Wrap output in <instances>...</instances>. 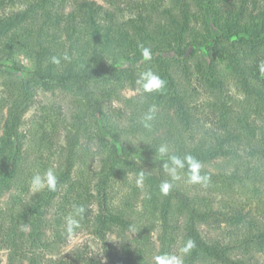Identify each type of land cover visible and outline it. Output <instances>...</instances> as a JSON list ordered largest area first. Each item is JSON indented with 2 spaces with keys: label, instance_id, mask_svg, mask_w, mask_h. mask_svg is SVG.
Listing matches in <instances>:
<instances>
[{
  "label": "trees",
  "instance_id": "16d2710c",
  "mask_svg": "<svg viewBox=\"0 0 264 264\" xmlns=\"http://www.w3.org/2000/svg\"><path fill=\"white\" fill-rule=\"evenodd\" d=\"M15 53L32 66L9 67ZM261 65L264 0H0V199L9 196L0 204V232L8 236V264H51L30 248L48 246L52 228L57 240L65 237L74 206L85 208L76 231L103 235L137 231V205L143 226L151 224L139 233L155 219L161 228L156 256L191 239L187 264H260ZM149 69L166 81L162 92L137 85ZM40 94L57 98L26 126ZM161 145L199 160L209 185L184 176L162 195ZM49 168L56 190L33 194L32 176ZM125 251L126 263L140 264L147 250L128 244Z\"/></svg>",
  "mask_w": 264,
  "mask_h": 264
},
{
  "label": "rangeland",
  "instance_id": "374dc122",
  "mask_svg": "<svg viewBox=\"0 0 264 264\" xmlns=\"http://www.w3.org/2000/svg\"><path fill=\"white\" fill-rule=\"evenodd\" d=\"M13 61L9 62V67L17 65L20 63L26 69L32 66L31 60L25 53H15L13 55ZM120 66H128L131 63L121 62ZM130 92H128V95ZM57 98V96L40 94L37 97V102L34 107L30 109L25 117L26 126L31 125L32 121L37 119L40 115L41 105L48 104L52 99ZM30 127V126H29ZM9 201L8 194L4 195L0 199V204H6ZM142 206L137 205L135 209L137 216V225L141 223V227L133 233L124 232H105L103 235L96 233L93 228L80 229L76 231L72 239H68L67 236L63 237L61 240H57L54 235L53 228L48 230L46 241L48 246H43L38 244L37 246H32L33 251L36 252L38 260L41 263H51V264H128V254L125 251V245H132L133 252L140 253L146 249L144 260L137 258L140 264H154V257L158 251L159 247V235L161 233V228L158 223L152 229L147 231L145 235L139 233V230H144L143 227H149L150 223L143 226L146 223V218L142 215ZM8 223V222H7ZM146 228V229H147ZM134 238H137L142 245L138 250L139 242L134 244ZM8 236L6 233L0 232V264H8V254L11 248H9ZM144 243V244H143ZM147 247V248H145ZM134 254V253H133ZM144 254V253H143ZM170 254L182 255L180 249L176 246L175 250H171ZM134 257L133 255H130ZM255 257L260 262L264 264V253H256ZM146 261V262H144ZM148 262V263H147ZM183 264H187L183 259Z\"/></svg>",
  "mask_w": 264,
  "mask_h": 264
},
{
  "label": "clouds",
  "instance_id": "9594fccd",
  "mask_svg": "<svg viewBox=\"0 0 264 264\" xmlns=\"http://www.w3.org/2000/svg\"><path fill=\"white\" fill-rule=\"evenodd\" d=\"M141 55L144 61L151 60V50L149 48L141 46ZM63 59L69 60L70 57L64 54ZM52 62L54 64L60 63V58L53 57ZM261 71H264V65H261ZM144 93L152 94L156 92H162L166 87V81L162 79L157 73L151 69L143 71L139 74L136 81ZM156 109L155 106L149 109V114L146 115L145 120L150 121L153 119V115ZM145 126H148L147 124ZM158 152L162 158V170L168 177L160 184V192L162 195H168L173 188L174 183L180 181L186 176V182L188 184H199L202 187H207L210 183V177L206 174H201V162L191 155H185L181 158L179 155L170 153L167 145H161ZM186 170V171H185ZM183 174V175H182ZM145 181V173L141 171L136 178L137 187L143 188ZM57 187V175L55 171L49 168L43 174H35L30 181V191L33 194L39 193L45 188L49 191H55ZM85 208L83 206H74V212L65 217L64 230L68 239H72L76 230L80 228V219L83 218ZM79 217L80 219H78ZM27 230V226H25ZM195 248V242L191 239L187 240L184 246L180 249L182 255L164 253L154 257L155 264H183V256L190 254Z\"/></svg>",
  "mask_w": 264,
  "mask_h": 264
}]
</instances>
